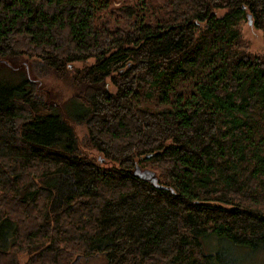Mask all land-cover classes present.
Returning a JSON list of instances; mask_svg holds the SVG:
<instances>
[{
    "label": "trees",
    "instance_id": "1",
    "mask_svg": "<svg viewBox=\"0 0 264 264\" xmlns=\"http://www.w3.org/2000/svg\"><path fill=\"white\" fill-rule=\"evenodd\" d=\"M246 13L264 42V0H0V69L23 73L0 78V264H232L208 238L264 254Z\"/></svg>",
    "mask_w": 264,
    "mask_h": 264
},
{
    "label": "rangeland",
    "instance_id": "2",
    "mask_svg": "<svg viewBox=\"0 0 264 264\" xmlns=\"http://www.w3.org/2000/svg\"><path fill=\"white\" fill-rule=\"evenodd\" d=\"M219 14V12H217ZM239 29L241 37L246 41L248 49L253 54L264 53V42L261 38V34L258 30L247 25L246 21H241L239 23ZM28 62V76L34 80L39 81V88L42 89L40 96L44 95L45 91L51 94L57 95L56 100L61 102L62 98L70 92V89L60 82L53 80L49 73L40 72V63L36 60H29ZM85 64H90V61L85 62ZM80 63H74L73 66H80ZM14 73V74H12ZM21 77L23 73L20 71H7L5 69H0V78L4 80H10L11 82H16ZM110 91L113 90L111 86H108ZM77 136L82 134L83 129L79 127H74ZM203 248L206 252H212L221 250L224 255L231 261L232 264H264V254L261 251H253L245 247L232 245L226 241H220L213 238H208L203 242ZM20 261L25 259V257H20ZM73 264H105L103 259L99 256L83 258L78 257Z\"/></svg>",
    "mask_w": 264,
    "mask_h": 264
},
{
    "label": "water",
    "instance_id": "3",
    "mask_svg": "<svg viewBox=\"0 0 264 264\" xmlns=\"http://www.w3.org/2000/svg\"><path fill=\"white\" fill-rule=\"evenodd\" d=\"M245 19H246V24L247 25H251V18H250V14L246 13L245 14ZM131 175L132 176H135V177H141L143 175L142 172H139L136 168H134L132 171H131ZM77 259V257H75V259L70 263V264H73V262Z\"/></svg>",
    "mask_w": 264,
    "mask_h": 264
}]
</instances>
